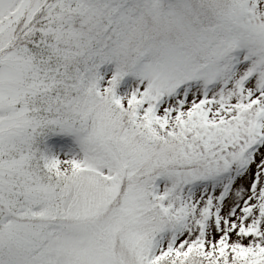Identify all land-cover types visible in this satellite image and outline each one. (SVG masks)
Masks as SVG:
<instances>
[{"label":"snow or ice","instance_id":"6c2138e0","mask_svg":"<svg viewBox=\"0 0 264 264\" xmlns=\"http://www.w3.org/2000/svg\"><path fill=\"white\" fill-rule=\"evenodd\" d=\"M0 264H264V0H0Z\"/></svg>","mask_w":264,"mask_h":264}]
</instances>
